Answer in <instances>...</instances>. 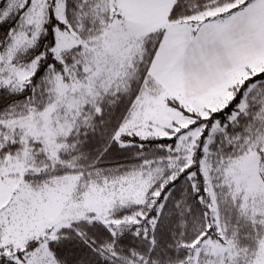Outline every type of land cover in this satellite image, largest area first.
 I'll list each match as a JSON object with an SVG mask.
<instances>
[{"label": "snow or ice", "instance_id": "6c2138e0", "mask_svg": "<svg viewBox=\"0 0 264 264\" xmlns=\"http://www.w3.org/2000/svg\"><path fill=\"white\" fill-rule=\"evenodd\" d=\"M0 264H264V0H0Z\"/></svg>", "mask_w": 264, "mask_h": 264}]
</instances>
